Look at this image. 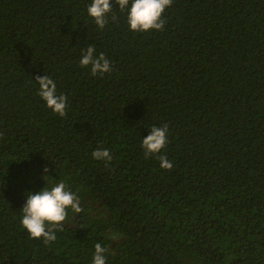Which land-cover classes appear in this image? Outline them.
Segmentation results:
<instances>
[{
  "label": "trees",
  "instance_id": "obj_1",
  "mask_svg": "<svg viewBox=\"0 0 264 264\" xmlns=\"http://www.w3.org/2000/svg\"><path fill=\"white\" fill-rule=\"evenodd\" d=\"M91 2L0 0V264H93L97 243L106 264H264V0H173L149 32L115 0L98 28ZM89 45L103 77L80 66ZM165 124L171 170L142 147ZM57 182L82 211L45 244L21 209Z\"/></svg>",
  "mask_w": 264,
  "mask_h": 264
},
{
  "label": "clouds",
  "instance_id": "obj_2",
  "mask_svg": "<svg viewBox=\"0 0 264 264\" xmlns=\"http://www.w3.org/2000/svg\"><path fill=\"white\" fill-rule=\"evenodd\" d=\"M173 0H115L122 13H126L127 24L131 31L149 32L152 30L162 31L165 27L164 13L171 6ZM87 12L93 18L98 28L103 29L109 22V16L113 12L112 0H92ZM115 21V15H111ZM80 66L89 68L92 76L111 72V62L101 53L95 55V46L89 45L83 51ZM35 82L39 85L38 95L46 103L52 112L60 117H65L67 112V97L63 94L57 95L56 84L53 79L44 75L37 76ZM149 135L142 140L145 158L156 156L163 169L171 170L173 165L167 156L159 155L168 143V125L163 127H152ZM3 136L0 134V139ZM93 159L106 161V167L112 162V155L108 149L98 148L92 153ZM45 173L49 170L45 169ZM45 175L44 179L46 181ZM71 209L75 213L82 211L78 196L68 190L64 182H57L50 189L44 187L38 193L26 195V202L22 207V227L33 240L42 239L45 244L54 242L57 237L55 233L63 230L64 223ZM106 249L100 244L95 245L93 264H106Z\"/></svg>",
  "mask_w": 264,
  "mask_h": 264
}]
</instances>
